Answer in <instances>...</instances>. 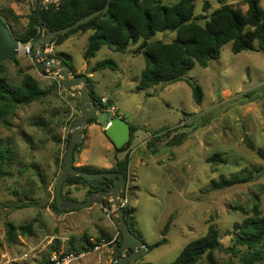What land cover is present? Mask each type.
I'll list each match as a JSON object with an SVG mask.
<instances>
[{
  "label": "rangeland",
  "instance_id": "1",
  "mask_svg": "<svg viewBox=\"0 0 264 264\" xmlns=\"http://www.w3.org/2000/svg\"><path fill=\"white\" fill-rule=\"evenodd\" d=\"M160 1L169 5L178 0ZM207 1L209 8L204 11V0H193L196 22L200 24L221 5L219 0ZM225 3L241 13L247 8L246 0ZM41 4L42 0H0L2 21L17 36ZM259 6L264 10V0H260ZM89 34L90 30L74 32L50 53L59 52L76 72L81 69L82 74L92 73L87 76L91 89L110 102L96 113L105 143L110 142L104 135L112 114L107 111L109 106L119 108L121 117L135 127L126 148L130 156L126 180L128 207L133 209L135 228L147 245L162 236L166 239L137 259V264L171 263L186 243L204 235L210 225L219 234L220 247L213 251L217 264H264V241L263 255L255 262L247 261L249 251L235 241L236 226L253 214V206L264 210V50L233 53L228 42L207 67L194 62L187 75L202 89V100L197 104L185 81L145 90L136 87L144 67L142 54L134 53L137 43L124 53L103 45L94 56L84 59ZM174 36L170 31L156 32L150 40L170 42ZM103 59H112L117 70L90 71ZM0 69L10 84H18L23 75L29 74L41 89L52 88L46 96L16 106L5 122L0 121V147L8 146L13 154L9 167L12 175L0 179V264H43L57 245L54 240L60 241L59 250L68 251L71 242L73 250H77L86 243L81 237L83 233L95 242L101 237L102 228L98 225L110 221L97 204L90 212L77 211L82 213L76 217H65V212L52 208L54 183L60 173L56 161L61 151L60 143L52 137H64V152L70 126L79 116V94L63 88L61 79L51 70L42 72L25 47L17 56L2 62ZM99 130L91 134L97 149L90 155L98 164L112 154L98 146ZM162 130H169L168 135L164 131L148 146L149 135ZM179 134L183 136L181 142L169 145L172 137ZM212 154L220 155L226 162L208 161ZM94 168L98 169L96 165ZM245 174L252 176L247 182L222 189L210 187V181L220 175ZM70 197L82 200L76 191ZM15 203L27 206L16 208ZM5 221L15 225L31 221L32 231L17 232L14 241L8 242ZM105 232L110 240L116 230L113 227ZM114 243L89 252L72 264H110L116 249ZM194 264L208 263L202 256Z\"/></svg>",
  "mask_w": 264,
  "mask_h": 264
},
{
  "label": "trees",
  "instance_id": "2",
  "mask_svg": "<svg viewBox=\"0 0 264 264\" xmlns=\"http://www.w3.org/2000/svg\"><path fill=\"white\" fill-rule=\"evenodd\" d=\"M107 0H61L58 6H48L43 11V18L46 20L50 30H56L72 24L77 19L102 8ZM220 6L214 9L203 24L196 22L197 16L194 14L193 0H178L173 4H163L160 0H110L109 8L105 13H101L88 22L64 33H60L51 39L54 47L61 44L69 35L78 31L90 30L91 33L87 38V45L83 53L84 59L88 60L94 56L103 45L117 52H126L130 45L138 44L134 53L142 54L144 58V67L140 77L137 80L136 87L139 89H148L158 84H169L176 81H185L191 88L192 98L195 103L199 104L202 100V89L196 81L187 75L194 62L202 67H207L209 62L219 57L222 45L230 42L233 53L241 51H261L264 50V10L259 6L260 0H246L247 8L241 13L232 8L225 0H219ZM209 3L204 0L202 9L206 11ZM10 9V8H9ZM8 9L11 16H14L12 10ZM39 9L32 12L28 17L27 27L13 37L21 43L30 42L31 44L42 34L44 30L38 18ZM170 31L175 36L170 42L161 40L151 41V37L156 32ZM256 42V46L254 44ZM54 56L62 63L68 66L71 73L78 75L74 66L67 63L59 52ZM104 68L117 70L118 65L112 59H103L98 61L91 67L90 71H96ZM45 72V70H42ZM88 89L92 101L98 105V110H103L106 104L101 103V98L91 89L89 77H87ZM52 88L41 89L34 78L29 74L23 75L18 84H10L1 74L0 69V121L5 122L7 115L11 114L13 109L18 105L29 104L38 100L51 92ZM113 117H117V114ZM96 121V118H90L89 123ZM109 120L107 121V123ZM130 138L120 148H115V152H125L130 144L135 127L129 125ZM164 135H168L169 130H162ZM161 133V134H162ZM70 134L65 139L67 145ZM183 136L175 135L169 141V145L179 144ZM52 140L60 143L61 138L53 136ZM112 144L111 140L109 139ZM152 141V140H151ZM151 141L148 146H151ZM1 145V144H0ZM113 145V144H112ZM83 146V140L76 144L73 152V161L75 155ZM129 153H125L123 158L117 159L110 169H95L88 167H76L81 170L90 172L116 171L124 174L126 180L129 167ZM13 160L11 149L6 146L0 147V179L11 176L9 170ZM208 161L213 163H225L226 159L218 154H212ZM59 163L58 160L56 161ZM61 168V163H59ZM250 174L245 175H220L217 180L210 181V187L213 189H222L230 187L237 183L247 182L251 179ZM113 180L108 181H92L81 176L68 177L63 186L81 185L87 187L86 193L102 189ZM66 197V195H64ZM107 208L108 201L100 200ZM27 206L25 203L16 204L15 207ZM52 208L56 212H66L60 210L53 197ZM125 220L130 230L137 236L139 231L135 228L134 219L131 217L132 208L123 209ZM253 214L245 217L242 222L236 226L235 241L237 244L244 246L249 251L247 261L255 262L261 259L263 255L262 245L264 241V210L259 211L253 206ZM6 240L13 242L17 232L30 234L32 231V222L15 225L12 222H4ZM117 238L115 239L114 249L120 244L121 232L117 229ZM164 235V232L163 234ZM101 237L109 239L100 233ZM85 245L91 244L89 236L82 234ZM100 237V238H101ZM98 238L97 240H99ZM57 245L52 252H58L59 240H54ZM166 239L162 236L153 244L149 245L150 249L164 244ZM81 245L77 251L84 248ZM220 247L219 234L217 229L210 225L206 233L194 240L186 243L179 254L169 264H194L202 256L205 257L208 264H217L213 255V251ZM75 249L71 242L68 251ZM43 264L48 263V256L42 261ZM146 264V263H142Z\"/></svg>",
  "mask_w": 264,
  "mask_h": 264
},
{
  "label": "water",
  "instance_id": "3",
  "mask_svg": "<svg viewBox=\"0 0 264 264\" xmlns=\"http://www.w3.org/2000/svg\"><path fill=\"white\" fill-rule=\"evenodd\" d=\"M110 0L97 10L77 19L72 24L60 29L50 30L43 18L44 8L38 13L39 22L43 24L44 33H42L29 48V54L36 60V66L40 70H51L60 79L63 88L72 89L74 93L79 94L78 110L79 116L70 126V137L64 154L60 173L54 183V199L60 210L71 211L78 208H88L93 203L105 199L108 201V213L116 228L121 232L120 244L113 253V259L110 264H129L135 262L144 256L149 250L140 236L133 233L126 220L123 209L119 206L120 194L126 185V178L123 173L116 171L90 172L76 168L73 165V152L76 144L83 140L85 127L90 118H96L98 105L92 101L89 89L87 75H75L70 72L65 63L60 62L54 55H51L46 48L51 44V39L60 33L67 32L88 22L93 17L105 13L109 8ZM22 43L12 36L11 30L4 22L0 20V66L7 59L17 56L20 52L19 47ZM104 128L105 136L111 140L115 148L122 147L130 138V128L128 122L122 117H113ZM70 176H81L92 181H113L102 189L91 191L86 198L81 201L70 197H64L62 186L65 180Z\"/></svg>",
  "mask_w": 264,
  "mask_h": 264
},
{
  "label": "crops",
  "instance_id": "4",
  "mask_svg": "<svg viewBox=\"0 0 264 264\" xmlns=\"http://www.w3.org/2000/svg\"><path fill=\"white\" fill-rule=\"evenodd\" d=\"M90 33H91V31H90ZM77 72H79V73H81L82 71H81V69H80V71H77ZM86 72V71H85ZM91 74L92 73H90V74H87V76H91ZM105 96V95H104ZM103 96V97H104ZM117 107V106H116ZM116 114H117V117H121L122 116V114L119 112V108H117V110H116ZM116 114H114V115H116ZM113 113L111 114V117L109 118V120L111 119V118H113ZM124 119V118H123ZM102 124H100V123H98L97 122V120L95 121V122H93V123H89L86 127H85V131H84V136H83V146H82V148L79 150V152L75 155V158H74V161H73V165L75 166V167H89V166H91V167H93L94 168V166L96 165V168H104V169H110L113 165H114V163H115V161L117 160V159H121V158H123V156H124V154L126 153V151L125 152H115L114 151V147H113V145L110 143V142H104V140H103V138H102V136L100 135V126H101ZM95 129H97V131L99 130V135L101 136L100 138H99V140H98V146L101 148H103L104 149V151L106 152V153H110V152H112V154L111 155H109V157L108 158H106V160L107 161H104L103 163H100V164H98L94 159H90V155H91V153L95 150V149H97V147L96 146H93V144H92V139H91V134L93 133V131L95 130ZM105 135V134H104ZM63 144H64V137H62V139H61V141H60V144H59V146H60V154L57 156L58 157V162L59 163H62V157H63V154H64V152H63ZM93 148V149H92ZM65 150V149H64ZM59 163H58V165H59ZM129 166H130V163H129ZM58 168H59V166H58ZM73 191H76V193H77V195H81L82 196V200H84L85 198H86V196H87V193H86V191H87V187H83V186H81V185H71V186H65V191H64V195H66V197H70V195L72 194V192ZM70 198H72V197H70ZM98 205L100 208H101V210L104 212V214L107 216V208L106 207H104V206H102V204L100 203V202H96V203H93L90 207H88V208H84L83 210H71V211H66L65 212V217L66 216H74V217H76V216H79L80 215V213H82V212H77V211H89L90 212V209H92L93 207H94V205ZM58 217H59V214H58ZM108 218H109V214H108V216H107ZM108 218H106L107 220H108ZM106 220V221H107ZM109 221H110V223L107 221L106 223H105V225H103V224H99L98 226L100 227V228H102V229H99V232L101 233H103L104 234V236H106L105 235V231L107 230V231H111L112 230V228L114 227V229L116 230V233L114 234V236H116V234L118 233L117 232V228H116V226H115V224L112 222V220L109 218ZM91 222V221H90ZM92 223V222H91ZM108 236V235H107ZM113 236V237H114ZM112 237V238H113ZM59 238V237H58Z\"/></svg>",
  "mask_w": 264,
  "mask_h": 264
},
{
  "label": "built area",
  "instance_id": "5",
  "mask_svg": "<svg viewBox=\"0 0 264 264\" xmlns=\"http://www.w3.org/2000/svg\"><path fill=\"white\" fill-rule=\"evenodd\" d=\"M22 46H23V48L25 47V51L28 52L29 48L31 47V43L30 42L22 43ZM51 49H52V44L46 48V50L48 52H50ZM100 100H101L102 104L107 103V100L105 98H101ZM115 109L116 108L113 105H111V106H109L107 111L114 113L116 111ZM107 124H109V123H107ZM161 133L162 132L150 134L148 139L146 140V142H149L150 140L155 139ZM121 192H123V194L119 200L120 201L119 206L122 209H124V208L128 207L126 185ZM107 216H108V214H107ZM115 239H116V236H114L110 240H107L104 237H101L99 240H97L95 242L93 240H91V244H86L84 246V248L80 249L79 251H77V250H70V251L60 250L58 252H55V251L50 252L48 254V263L47 264H72L73 262L77 261L78 259L84 257L87 253L92 252V251H97L100 248L107 246L111 242H114Z\"/></svg>",
  "mask_w": 264,
  "mask_h": 264
},
{
  "label": "flooded vegetation",
  "instance_id": "6",
  "mask_svg": "<svg viewBox=\"0 0 264 264\" xmlns=\"http://www.w3.org/2000/svg\"><path fill=\"white\" fill-rule=\"evenodd\" d=\"M37 1H41V0H37ZM60 1L61 0H53V1H49V0H42V4H41V6L38 8L39 9V11H40V9L43 7L44 9H46L48 6H52V5H54V6H58V4L60 3ZM39 13V12H38ZM2 15L0 14V20L2 21ZM39 18V17H38ZM3 22V21H2ZM5 23V22H4ZM40 23V22H39ZM42 24V23H41ZM5 25H7L8 27H9V25L7 24V23H5ZM10 28V27H9ZM42 28H43V24H42ZM13 36V35H12ZM52 44V49L54 48V45H53V43H51ZM50 44V45H51ZM49 45V46H50ZM52 49H51V51L50 52H52ZM51 54V53H50ZM52 55V54H51ZM122 194H123V192H121V194H120V198H121V196H122ZM120 200V199H119ZM98 202H100L102 205H103V203L101 202V201H98ZM107 211H108V207H107V209H106ZM107 214H109L108 212H107ZM109 218H110V215H109ZM111 219V218H110ZM137 261V260H136ZM132 262V263H129V264H137V262Z\"/></svg>",
  "mask_w": 264,
  "mask_h": 264
},
{
  "label": "bare ground",
  "instance_id": "7",
  "mask_svg": "<svg viewBox=\"0 0 264 264\" xmlns=\"http://www.w3.org/2000/svg\"><path fill=\"white\" fill-rule=\"evenodd\" d=\"M22 49H24V48H23V46H22V45H20V47H19V50L21 51Z\"/></svg>",
  "mask_w": 264,
  "mask_h": 264
}]
</instances>
